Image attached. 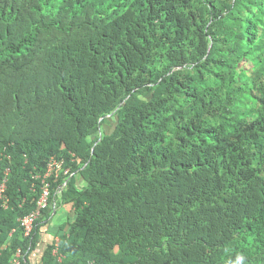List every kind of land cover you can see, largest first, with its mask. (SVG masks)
I'll return each mask as SVG.
<instances>
[{
	"label": "trees",
	"instance_id": "trees-1",
	"mask_svg": "<svg viewBox=\"0 0 264 264\" xmlns=\"http://www.w3.org/2000/svg\"><path fill=\"white\" fill-rule=\"evenodd\" d=\"M3 179L0 264H264V0H0Z\"/></svg>",
	"mask_w": 264,
	"mask_h": 264
},
{
	"label": "built area",
	"instance_id": "built-area-1",
	"mask_svg": "<svg viewBox=\"0 0 264 264\" xmlns=\"http://www.w3.org/2000/svg\"><path fill=\"white\" fill-rule=\"evenodd\" d=\"M64 165L63 161H58L55 159H52L49 168H48V173L46 174L45 177H50L51 174H53L56 170H59L62 168ZM67 172V171H66ZM46 179V178H45ZM50 185L46 183L45 187L43 188V194L38 201V209L26 216L21 220L22 226L24 228L25 236H29L31 232L34 229L35 222L38 220V218L41 215V211L49 206V197H50ZM6 190H7V179H3L0 182V204L2 205L3 208L7 209L9 207V199L6 196ZM58 243V239H57ZM56 243V246L58 245ZM58 251L57 248L54 250V255H57ZM20 258H21V251L19 250L16 258L12 261L13 264H19L20 263ZM62 258L59 257V261H61Z\"/></svg>",
	"mask_w": 264,
	"mask_h": 264
},
{
	"label": "crops",
	"instance_id": "crops-1",
	"mask_svg": "<svg viewBox=\"0 0 264 264\" xmlns=\"http://www.w3.org/2000/svg\"><path fill=\"white\" fill-rule=\"evenodd\" d=\"M82 184H83V181H82V179H81V180H80V186H81ZM52 208H54V206H52ZM59 213H63V214H65L66 216H68V215H69V209L63 207V208H60V209H58V210H56V211L54 212V214H59ZM67 214H68V215H67ZM52 225H53V224H52V220H51V223L45 228V230L48 232V234L44 235V237L42 238V243H41V245L39 246L38 250H36V251L33 253V255H32V262H33V264H38V263L40 262V260H41V258H42V255H43V251H44L45 245H46L47 243L53 241L54 238H55V240L58 238V236H57L58 231L56 232L55 230H54V231L51 230V226H52ZM58 227H60V226L58 225ZM54 235H55L56 237H55Z\"/></svg>",
	"mask_w": 264,
	"mask_h": 264
},
{
	"label": "rangeland",
	"instance_id": "rangeland-1",
	"mask_svg": "<svg viewBox=\"0 0 264 264\" xmlns=\"http://www.w3.org/2000/svg\"><path fill=\"white\" fill-rule=\"evenodd\" d=\"M110 130V129H109ZM68 219V216H66L63 213H59L54 215L53 219H52V226H51V230L52 231H58V225L60 226V224H63L64 222H66Z\"/></svg>",
	"mask_w": 264,
	"mask_h": 264
}]
</instances>
